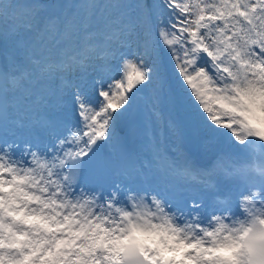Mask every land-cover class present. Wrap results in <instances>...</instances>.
Returning <instances> with one entry per match:
<instances>
[{
    "label": "snow or ice",
    "instance_id": "6c2138e0",
    "mask_svg": "<svg viewBox=\"0 0 264 264\" xmlns=\"http://www.w3.org/2000/svg\"><path fill=\"white\" fill-rule=\"evenodd\" d=\"M0 264H264V0H0Z\"/></svg>",
    "mask_w": 264,
    "mask_h": 264
}]
</instances>
